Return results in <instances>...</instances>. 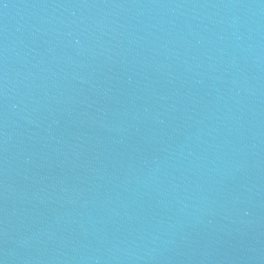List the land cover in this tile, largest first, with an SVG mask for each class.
<instances>
[{
  "label": "water",
  "instance_id": "95a60500",
  "mask_svg": "<svg viewBox=\"0 0 264 264\" xmlns=\"http://www.w3.org/2000/svg\"><path fill=\"white\" fill-rule=\"evenodd\" d=\"M0 264H264V0H0Z\"/></svg>",
  "mask_w": 264,
  "mask_h": 264
}]
</instances>
